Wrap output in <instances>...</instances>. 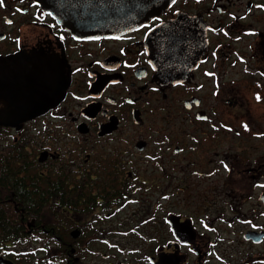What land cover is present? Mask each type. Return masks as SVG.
Returning a JSON list of instances; mask_svg holds the SVG:
<instances>
[{
    "label": "flooded vegetation",
    "instance_id": "flooded-vegetation-1",
    "mask_svg": "<svg viewBox=\"0 0 264 264\" xmlns=\"http://www.w3.org/2000/svg\"><path fill=\"white\" fill-rule=\"evenodd\" d=\"M44 1L0 0V213L39 216L0 264H264V0L95 34Z\"/></svg>",
    "mask_w": 264,
    "mask_h": 264
},
{
    "label": "water",
    "instance_id": "water-1",
    "mask_svg": "<svg viewBox=\"0 0 264 264\" xmlns=\"http://www.w3.org/2000/svg\"><path fill=\"white\" fill-rule=\"evenodd\" d=\"M172 0H45L61 17H74L78 27L90 33H113L155 15ZM71 21V20H69Z\"/></svg>",
    "mask_w": 264,
    "mask_h": 264
},
{
    "label": "trees",
    "instance_id": "trees-1",
    "mask_svg": "<svg viewBox=\"0 0 264 264\" xmlns=\"http://www.w3.org/2000/svg\"><path fill=\"white\" fill-rule=\"evenodd\" d=\"M1 160L4 162H8V161H12V160H14V161H17V160L25 161L19 157L18 153H13V155H10V154L3 155L1 157ZM8 170H9V167H6L5 169H2V168L0 169V179H1L0 191H1V189H5V191H6L7 186L10 185V182L7 181V178H6V177L9 178L11 175L7 172ZM32 176H35V174H32ZM11 185L13 186L12 189H15V191L24 192L22 186L20 185V183L18 182L17 179H15L13 181V184H11ZM30 186H31V189H30L31 193H40L43 191L38 183H31ZM0 202L2 204V201H0ZM29 202L32 203L33 201L32 200H22V199L13 200L14 206L18 207L19 209H23V208L28 207V204H26V203H29ZM30 207H32V206H30ZM0 209H1V206H0ZM27 217H29V219H31V220H35V219L38 220V218H39V216H33V215L27 216L26 214L9 216V215H5V214L0 213V241L12 239L13 233L23 235L22 229H23V227L25 228L23 220L27 219ZM37 220H36L37 227L33 231L39 230ZM50 251L52 252L53 248H50Z\"/></svg>",
    "mask_w": 264,
    "mask_h": 264
},
{
    "label": "snow or ice",
    "instance_id": "snow-or-ice-1",
    "mask_svg": "<svg viewBox=\"0 0 264 264\" xmlns=\"http://www.w3.org/2000/svg\"><path fill=\"white\" fill-rule=\"evenodd\" d=\"M173 2H175V0H173ZM257 99H260V97L259 96H257ZM225 168H226V170L228 169V166L227 165H225Z\"/></svg>",
    "mask_w": 264,
    "mask_h": 264
}]
</instances>
